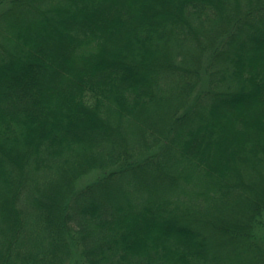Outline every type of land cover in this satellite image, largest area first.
Returning <instances> with one entry per match:
<instances>
[{"label":"trees","instance_id":"trees-1","mask_svg":"<svg viewBox=\"0 0 264 264\" xmlns=\"http://www.w3.org/2000/svg\"><path fill=\"white\" fill-rule=\"evenodd\" d=\"M0 264H264V0H0Z\"/></svg>","mask_w":264,"mask_h":264},{"label":"rangeland","instance_id":"rangeland-1","mask_svg":"<svg viewBox=\"0 0 264 264\" xmlns=\"http://www.w3.org/2000/svg\"><path fill=\"white\" fill-rule=\"evenodd\" d=\"M151 6H152L153 10H155L158 13H163L166 10V8L164 6H161L158 3H156V2H153V4H151ZM150 12H152V11H150ZM16 149H18L19 152L23 151L21 146L20 147H16ZM94 178H95V175L94 174H90V175L85 176L82 179H80L78 184H79V186L85 185V184L90 183L91 181H93Z\"/></svg>","mask_w":264,"mask_h":264}]
</instances>
